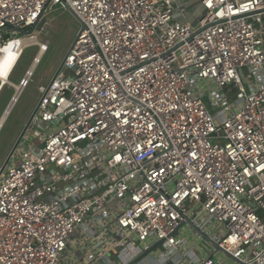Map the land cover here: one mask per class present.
<instances>
[{
  "label": "built area",
  "instance_id": "2783aa9c",
  "mask_svg": "<svg viewBox=\"0 0 264 264\" xmlns=\"http://www.w3.org/2000/svg\"><path fill=\"white\" fill-rule=\"evenodd\" d=\"M61 13L79 27L0 174V264L133 263L155 245L169 263L185 234L220 247L194 264H264V0H0V70L18 53L0 122Z\"/></svg>",
  "mask_w": 264,
  "mask_h": 264
},
{
  "label": "rangeland",
  "instance_id": "374dc122",
  "mask_svg": "<svg viewBox=\"0 0 264 264\" xmlns=\"http://www.w3.org/2000/svg\"><path fill=\"white\" fill-rule=\"evenodd\" d=\"M188 10L187 19L190 18L191 22L193 21V16L198 19L203 15V10L200 7L193 6ZM176 20L180 23H184V20L181 19V17H178ZM78 27L79 25L77 21H75L72 14L61 13L50 16L47 26L40 34L39 40L41 42H49V50L42 56L40 62L37 64L31 80L19 96L0 130V169L35 108L39 96L38 88L41 85L46 84L50 80L54 71L59 67L68 52V48ZM37 52L38 48L36 46H31L26 49L21 61L10 78L13 84L17 85L20 83L21 79L25 75V72L30 68L33 58ZM64 73L67 77L74 78L71 70L65 68ZM227 92L228 87L222 91L223 94H227ZM13 93V88L9 86L5 87L1 92L0 117ZM228 95L233 96L232 94ZM207 98L212 101V99H214V95L208 96ZM15 162L17 164L20 163L19 160ZM211 226L212 225H209V227ZM214 230L217 232L216 228H214ZM184 239L187 241L188 246L192 247L193 251L198 252L199 254H206L216 248L206 239L204 240V243L200 242L197 240L196 236L190 237L188 234H185ZM215 260L223 262V264H233V261H231V259H229L222 252L215 256ZM99 264H123V261L120 259V255L109 254L101 258L99 260ZM191 264L194 263L191 262Z\"/></svg>",
  "mask_w": 264,
  "mask_h": 264
},
{
  "label": "crops",
  "instance_id": "0c3cea01",
  "mask_svg": "<svg viewBox=\"0 0 264 264\" xmlns=\"http://www.w3.org/2000/svg\"><path fill=\"white\" fill-rule=\"evenodd\" d=\"M186 250H187V252L184 251L185 256H186L184 259L180 256H175L168 263V262L161 260V258H158L152 254V255L146 256L145 259H143L144 262L143 263L141 262L139 264H183V262L184 263H191V259L193 257L192 256L193 255V248L188 247ZM117 255H120V259L123 261V264H132L129 257L124 252L119 251V253ZM199 255H200V258H203V257H205L206 254L201 253ZM86 256H87V254H86ZM100 259H98V261H96L92 264H99ZM86 260H87V257H85L83 254H79V252H76V254L71 256V261H72L71 264H87Z\"/></svg>",
  "mask_w": 264,
  "mask_h": 264
},
{
  "label": "bare ground",
  "instance_id": "6f19581e",
  "mask_svg": "<svg viewBox=\"0 0 264 264\" xmlns=\"http://www.w3.org/2000/svg\"><path fill=\"white\" fill-rule=\"evenodd\" d=\"M31 36H29L24 42V46H29V45H34L35 44V40L33 39ZM18 55V53H14V52H11V50L9 49L8 51H6V55H5V59H4V66L2 68V70H0V75L2 77H5L7 75V73L10 71V69L12 68L13 66V63H14V60L16 58V56ZM6 117V115H5ZM4 121L5 119H3L1 122H0V130L4 124Z\"/></svg>",
  "mask_w": 264,
  "mask_h": 264
},
{
  "label": "water",
  "instance_id": "95a60500",
  "mask_svg": "<svg viewBox=\"0 0 264 264\" xmlns=\"http://www.w3.org/2000/svg\"><path fill=\"white\" fill-rule=\"evenodd\" d=\"M42 25H43V23L40 25V27H42ZM62 64H63V60H62V62L60 63V65H59V67H58L57 73L61 70V68H62ZM23 134H24V130L22 131L21 135L19 136V138H18L17 141L15 142V144H14L13 148L11 149L9 155H8L7 158L5 159L3 165H2V167H1V169H0V174L2 173L3 169L5 168L7 162L9 161V158H10V156H11L13 150H14L15 147L17 146V144H18V142L20 141V139L22 138ZM209 242H211V241H209ZM211 243H212V242H211ZM212 244H213L216 248L220 249V247H219L217 244H215V243H212ZM157 246H158V245H155V246H153L152 248L148 249V250H147L142 256H140V257H139L137 260H135L132 264H137L140 260H142L143 258H145L146 256H148V255H149V254H150V253H151V252H152Z\"/></svg>",
  "mask_w": 264,
  "mask_h": 264
}]
</instances>
